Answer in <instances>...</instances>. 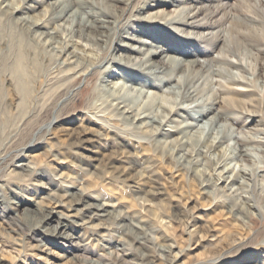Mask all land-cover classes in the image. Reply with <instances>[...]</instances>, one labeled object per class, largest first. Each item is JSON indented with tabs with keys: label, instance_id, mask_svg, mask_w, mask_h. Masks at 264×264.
I'll return each mask as SVG.
<instances>
[{
	"label": "rangeland",
	"instance_id": "obj_1",
	"mask_svg": "<svg viewBox=\"0 0 264 264\" xmlns=\"http://www.w3.org/2000/svg\"><path fill=\"white\" fill-rule=\"evenodd\" d=\"M52 1H39V8L30 14L42 15ZM74 5L80 6L81 15L75 24L67 22L57 32V46L72 37L71 30L78 28L85 14L92 22L103 19L105 25L96 22L90 31L79 27L86 46L77 50L85 53L88 63H99L84 75L78 74L79 69L68 72L64 56H58L55 48L44 49L0 14V201L5 206L0 209L1 264H264V2L75 0ZM196 7L202 9L197 13ZM191 9L190 14L196 13L191 21L204 24H178L182 30L177 29L171 22ZM62 20L52 22L50 29ZM133 34L171 49L167 56L151 55L158 66L173 65L175 57L184 66L191 59L214 60V67L222 70L220 75L201 78L200 83L212 86L199 96L211 94L219 101L216 92L221 90L227 98L204 119L219 111V122L228 126L223 146H231L230 154L235 148L230 131L250 149L245 160L237 157L231 162L245 163L249 169L251 179L242 190L231 194L212 185L204 190L201 178L176 164L174 153L168 158L155 149L150 135L133 129L130 134L123 132L120 138L135 142L123 146L104 127L128 126L115 121L110 92L103 88V77L112 73L110 66L121 73L117 89L127 93L137 108L152 112L176 98L181 100L180 88L176 93L168 84H155L154 75L138 63H112L120 60V54L145 56L121 45L131 42ZM184 104L191 103L181 100L180 105ZM90 115L99 126L88 120ZM54 116L59 120L52 125L55 137L43 129ZM172 119L182 117L177 114ZM88 127H94L95 133L90 141L84 140V135L93 136L87 134ZM196 142L195 137L192 144ZM30 144L32 149H25ZM209 158L205 151L207 170L214 168ZM21 163L43 175L14 174ZM80 188L108 202L114 212L91 223H102L97 233L72 222L66 229L71 239L62 240L44 230L50 226L47 222L31 231L41 218L40 214L32 217L38 207L35 202L47 207L50 196L65 203L58 210L75 214L73 219L82 218L78 214L83 205L65 199ZM245 196L253 206L247 210L243 206L239 212L237 204ZM27 209L31 217L25 216ZM117 252L123 261L114 257Z\"/></svg>",
	"mask_w": 264,
	"mask_h": 264
},
{
	"label": "bare ground",
	"instance_id": "obj_2",
	"mask_svg": "<svg viewBox=\"0 0 264 264\" xmlns=\"http://www.w3.org/2000/svg\"><path fill=\"white\" fill-rule=\"evenodd\" d=\"M29 1H31L30 4L28 3ZM39 1L42 0H0V14L6 16L8 20L19 25L23 32L26 31L29 35H31L30 38L38 41L44 47V49L48 50L55 48L58 52V56H64L63 63H66L69 66L68 72H74L75 70L79 69L80 71L78 74L84 75L86 73H89L90 70H93L95 67H97L99 63L92 61L88 63L87 60L89 58L85 56V53L77 50L78 48H80L78 46L83 47L85 45L81 39L84 35V32H82L79 27L85 26L83 28V31H90L91 28L96 26V22L100 23L102 27L105 26L102 23L104 22V20L97 17V21L92 22L91 19L86 18L87 15L82 12L86 17L84 20L79 21L78 28H73L71 30L72 37L66 43L57 46V32L61 30L62 27H66L67 22H72V24H75L78 16L81 15L80 6L74 5L75 0H53L50 6L45 9L44 13H42V15H31L30 12H33L37 8H39ZM260 1L264 2V0ZM196 9L198 13L199 10L202 9V7H196ZM191 11L192 9L182 12L176 18V20L171 23L177 24L175 26L179 30H182V28L180 29L178 24H188L192 27H199L204 24L203 22H197L196 20L191 21V19H194V17L196 16V13L190 14ZM88 12V14H94L96 16L95 12ZM56 20L62 21L59 24H55L54 27L50 29L52 22L54 23V21ZM87 27L89 28L86 29ZM130 39L131 42L120 44L126 47V51H136L138 53L140 52L145 56L142 59H138L136 56L120 54V60L112 61V63H138L139 66L147 69L146 71H149L152 73V75H154V77L158 80L157 82H155V84H168L169 90H174L176 93L178 92L176 91V89L180 88L182 90L181 100L190 101L191 104L180 105L181 100H178V98H176L172 100V104H170L169 106H160L157 111L150 109L152 110L151 112L148 111L149 109L146 110L137 108L134 104H131V99L126 95L127 93L125 94L121 91V89H117L118 87L116 86V84L119 81L118 79L120 78L121 73L116 72V68H114V66H110V70H108V72L111 71L112 73H108L103 77V88H105V90L108 89L110 92L109 95L111 96L109 97L111 98V106L114 107L116 113L115 115H113L115 116V121L120 120L128 122V126H131L128 127L127 125H123L124 127H119L115 125H104V127H106L107 129H111L115 139L120 138L119 135L123 132L130 134L131 132H133L132 129L134 131L141 132V134L150 135L153 138V147L156 146L155 149L160 148L168 158L172 156V153H174V162L180 165L181 168L187 170L189 173H193L195 176H199L202 180L201 185L204 190L207 189V187L210 185H212L213 187H217L218 189H222L226 193L227 191L231 192V194L236 191L238 192L239 189L242 190L244 188V185H246V183L248 184L249 180L251 179L249 169L245 166V163H241L240 165H232L231 162L237 157L242 158L241 160H245L249 155H251L250 149L245 148V144L243 145L240 137L230 131L227 134H230L231 140H234L233 147H235L233 153L231 152L230 154L229 150L231 146H223L224 138L226 135L225 130L228 126L225 122H219V111H216L212 117L204 119V117L212 112L215 104L226 102L227 98L225 96H222L223 91L221 90H218L216 92V96L220 95L219 101L217 98H215V96H211V94L209 96L207 95L208 97L199 96L200 93H206L207 90H209L212 86L210 83H200L199 81L201 80V78L205 75H220L222 74V70L220 68L214 67V60L203 61L200 59H191V63L188 66H184L182 62H180L175 57H173L175 62L173 65L158 66L157 62H155L151 58V55H156V57H159L163 56L164 54L165 56H167L166 53H169L171 49L168 50L165 47L160 46V44L148 41L134 34L130 37ZM140 60L142 62L139 63L138 61ZM236 63L239 65V63L241 62ZM72 64L74 66H71ZM241 65H243V62L241 63ZM173 81L176 83L173 84ZM180 82L185 83V86L180 85ZM217 82L218 80L215 81V83ZM231 83L234 85L238 84L241 86H246L244 85V83L233 81ZM217 84L222 88V84H220V82ZM228 87L232 88V86L230 85ZM65 98L67 97L65 96ZM177 114L182 117V120L172 119V117ZM87 118L89 121L94 122L96 126H99L97 124L99 123L98 119H96L92 115L88 116ZM58 121L59 120L57 119V117L54 116L51 121L46 124V126H43V129H45L47 132H50L51 134H54L53 137H55L52 125L56 124ZM173 121H176L177 124H172ZM87 132L88 135L93 136L86 137L84 135V140L90 141L95 135L94 127H88ZM34 137L32 139H34ZM195 137L197 138V142L195 144H192V141ZM128 138L122 137L120 138L119 142L123 146H131L133 143H135L131 138ZM31 144L25 146V149L31 150ZM39 144L40 143H38L37 146H39ZM235 144L237 145L234 146ZM148 147V145L145 146V148ZM205 151L210 157L209 159L214 164L213 169L207 170L205 167V163L203 162V153ZM200 166H203V168H200ZM16 167H19L20 170H16V168H14L13 171L15 172L16 170L15 173L13 172L14 174H20V171H27L29 172L30 176L33 174L43 175L41 172L33 170V168L29 166V164L27 165L21 163L16 165ZM215 171L218 172L216 173ZM68 198L74 201L76 205H83L82 210H80V213L78 214L79 216H82V218L76 220L73 219V216H76L75 214L70 215L58 210V208L65 203H61V198L50 196V203L47 204V207H43L39 204V202H35V204L38 203L35 215L32 216L28 209L25 211L26 217H37L39 216V214L41 215V218H37V222L33 230L31 231L34 232L36 228L42 227L43 223L47 222V224L50 226L44 228V230H47V232L52 231V234L56 236V238H61L62 240L71 239L73 238V235L71 233H68V231L66 230L70 228L71 222L80 226L88 225L87 227H90L93 232L97 233L99 228L103 227L102 223L99 222L95 225L91 223H93V221L95 220H100V218L102 217H107L108 215V217L110 218L114 213H112L109 209L111 205L108 202H102L96 197H92L90 194H87V190L83 188L70 191L68 197H65V199ZM11 202L14 203V201ZM18 203L17 205H19ZM241 204H237L238 210H236L239 212L244 211L245 208L247 210L248 208H250V206H253L249 203V197L246 196L243 198V201H241ZM243 206L244 209L242 208ZM2 207L5 208V206H3V203L0 201V209H2ZM11 208H13L12 205ZM53 222L56 223L53 224ZM165 241L168 242V240H164V242ZM170 246L173 245L170 244ZM120 255L121 253L117 252L116 256L114 255V257L117 259L122 258L120 260L123 261L124 257H120ZM175 259H177V257ZM2 260L3 258H1L0 256V264Z\"/></svg>",
	"mask_w": 264,
	"mask_h": 264
}]
</instances>
